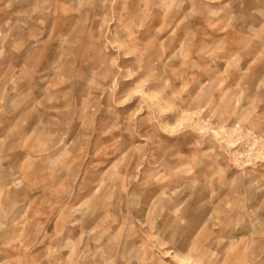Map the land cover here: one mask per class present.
<instances>
[{
	"label": "rangeland",
	"instance_id": "rangeland-1",
	"mask_svg": "<svg viewBox=\"0 0 264 264\" xmlns=\"http://www.w3.org/2000/svg\"><path fill=\"white\" fill-rule=\"evenodd\" d=\"M238 1L0 0V264H264V0Z\"/></svg>",
	"mask_w": 264,
	"mask_h": 264
},
{
	"label": "crops",
	"instance_id": "crops-1",
	"mask_svg": "<svg viewBox=\"0 0 264 264\" xmlns=\"http://www.w3.org/2000/svg\"><path fill=\"white\" fill-rule=\"evenodd\" d=\"M237 1H238V0H237ZM238 2H239V1H238ZM242 15H243V14H242ZM242 15H241V16H242ZM220 89H221V86H219V90H220Z\"/></svg>",
	"mask_w": 264,
	"mask_h": 264
}]
</instances>
